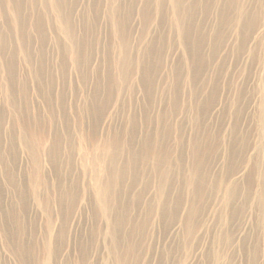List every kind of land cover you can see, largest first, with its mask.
<instances>
[{
	"label": "rangeland",
	"instance_id": "1",
	"mask_svg": "<svg viewBox=\"0 0 264 264\" xmlns=\"http://www.w3.org/2000/svg\"><path fill=\"white\" fill-rule=\"evenodd\" d=\"M130 1L121 3L114 13L130 45L121 52L106 0H69L64 15L71 18L74 34L80 38L84 35L85 43L90 41L89 49L75 65L69 50L71 41L58 31L57 16L44 11L49 10L48 3L19 0L30 18L35 11L38 30L32 33L30 28V38L22 35L30 47V65L22 56L14 31L9 41L12 48L4 49L14 55L10 68L4 71L0 65V77H5L6 84L11 77L18 105L30 113L25 122L12 115L14 109L4 101L0 88V264H114L118 255L122 257L119 251L128 248V233H132L136 247L129 255L125 251L126 264H250L249 248L256 242L258 264H264V232L254 197L260 181L264 183L259 171L264 170V146L259 149L263 141L260 118L264 114V0H240L257 10L259 26L253 31L248 27L245 33L241 26L227 28L218 43L212 31L217 14L215 10L207 12L210 14L202 25L203 6L198 2L199 10L193 13L200 15L199 22L193 30L195 39L202 37L200 49L191 42L188 46L182 44L170 0H152L150 12L154 17L149 18L150 22L140 13L146 0ZM211 1L207 0L210 6ZM212 2L214 7L216 2ZM2 6L6 9L5 4ZM124 54L131 64L122 72L118 67ZM189 54L198 63L195 67L188 60ZM194 72L199 77H194ZM35 78L42 80L43 89ZM29 121L30 137L35 132L40 140L32 139L26 145L21 128L24 131ZM111 138L120 139L133 155L129 159L123 157L126 153L118 155L119 169L125 175L120 192L112 196L111 213L106 214L99 200L102 188L98 183L103 176L108 180L102 171L105 164L109 166L108 157L113 153L96 148L104 147ZM147 139L150 144L146 145ZM192 139L203 143L201 153L207 152L204 164L197 168L190 148ZM152 150L162 154L160 160L153 159ZM201 153L198 156L203 157ZM165 158L174 168L169 179L165 178L163 195H159L160 172L155 166L167 171ZM190 173L196 178L199 174L200 183L194 182ZM236 185L243 196L234 194L229 201L226 187ZM247 187L252 196L245 199ZM117 201L121 202L118 207ZM116 214L130 215L124 227H116L118 244L112 240L109 224ZM189 226L193 228L190 232ZM245 237L249 240L247 249L242 246Z\"/></svg>",
	"mask_w": 264,
	"mask_h": 264
},
{
	"label": "bare ground",
	"instance_id": "2",
	"mask_svg": "<svg viewBox=\"0 0 264 264\" xmlns=\"http://www.w3.org/2000/svg\"><path fill=\"white\" fill-rule=\"evenodd\" d=\"M93 1V0H92ZM98 1V0H97ZM125 1L126 0H106V3H107V6H108V8H109V5H110V9H111V11H112V16H113V22H114V36L119 40V42H120V47H121V52H124V50L125 49H128L129 48V43H128V39L126 38L127 36H126V34H125V32H123V30H122V28H121V24L119 23V19L117 20V16H115L116 17V19H115V17H114V13L118 10V8L120 7V5H121V3L123 4V5H126V4H129V2H127V3H125ZM132 1V0H131ZM130 1V2H131ZM140 1V0H139ZM143 1V0H142ZM158 1H162V0H158ZM211 1V0H210ZM213 1V0H212ZM211 1V6L209 5V2H207V0H170V3H171V6H169V7H172V15L174 16V20H175V25L179 28V30H178V32L180 31V33H181V35H180V39H181V42H182V44L184 45L185 43V46L187 45L188 46V42H191V43H194L195 44V46L197 47V48H199V45L201 44V42H202V37H201V35L200 36H197L196 37V39H195V37H194V34H195V31L193 30V29H195L196 27H197V24H198V22L199 21H197L198 20V18H199V16L200 15H198V14H195V13H193V11H196L197 12V10H199L198 8L200 7V4L198 3V2H200V3H202V9H203V18H202V25L205 23V20H206V18H204V17H206L208 14H210V13H207V12H210L211 10H215V12H216V14H217V16H216V18H217V22H214V23H216V27L213 29L212 28V31H213V35H215L214 36V38H215V40H216V43H218L219 41H221L222 39H223V37H224V30L225 29H229V28H233V27H235L236 29H238V27H240V29L242 28V31H244V33L246 32V30H247V28L248 27H251L250 29L252 30V29H254V27H257V26H259V25H257L258 24V22H259V13L257 12V10L256 9H254V8H251L250 6H246V5H244L243 3H241L240 2V0H214L216 3H215V5H214V7H213V2ZM260 1V0H259ZM40 2L41 3H48V5L46 6V7H48V11L47 10H45L44 9V11L45 12H48V13H53L55 16H57V18H56V20L59 22V28H58V31L61 33V34H63L64 35V38L65 39H68V40H70L71 41V48L69 49L70 51H71V53H72V57H73V63L75 64V65H78V61H79V57H80V55H83V52L87 49H89V42H87V43H85L86 42V39H83L82 37L84 36V35H82V39L78 36V35H75L74 34V25H73V23L71 22L72 20H71V18H67L65 15L67 14L66 13V4L69 2V0H40ZM119 2H120V4H119ZM134 2V1H133ZM152 2V0H146L145 1V3H143L144 5H143V7H142V10H141V14H142V16H143V20H145L146 22H148L149 21V18L151 17V16H153L152 14H151V12H150V3ZM163 2V1H162ZM95 3V2H94ZM93 3V4H94ZM198 3V4H197ZM264 3V2H263ZM262 3V4H263ZM2 4H5V8L6 9H3V6H2ZM87 4V3H86ZM93 4H91V5H93ZM261 4V5H262ZM79 5V4H78ZM136 5V4H135ZM134 5V6H135ZM160 5V4H159ZM162 5H163V3H162ZM196 5V6H195ZM198 5H199V7H198ZM250 5V4H249ZM254 5V4H253ZM259 5V4H258ZM30 6H31V4H30ZM128 6V5H127ZM137 6H138V4H137ZM136 6V7H137ZM192 6H194V9H193V7ZM252 6V5H251ZM255 6V5H254ZM37 7V6H36ZM73 7H74V5H73ZM123 7V6H122ZM126 7V6H125ZM130 7V6H129ZM161 7V6H160ZM29 8V7H28ZM131 8V7H130ZM164 8V7H163ZM166 8V7H165ZM255 8H259V7H255ZM133 9V8H132ZM154 9V8H153ZM126 10H127V8H126ZM262 10V9H261ZM28 10L26 9V8H24V6L22 7L21 5H20V3H19V0H0V65H1V68L5 71V70H8V68H7V66L10 68V64H11V60H12V58H13V56L14 55H12L13 54V52H10V53H8V51L7 52H4V49L6 48V49H11L12 47L9 45V41H10V39H11V37H12V32L11 31H14L16 34H14V38H15V40H18V43H19V48L21 49V51H22V56H23V58L25 59V61L30 65V59H32V57H31V55H30V47H27L26 46V44H25V38H22V35H26V37H29L30 38V28H31V30H32V33H36V31L38 30V24H37V21H36V19H34V12H33V10H32V17L30 18V12H27ZM74 11V10H73ZM76 11V10H75ZM81 11V10H80ZM103 11V10H102ZM124 10H122V12H123ZM129 11V10H128ZM136 11V10H135ZM164 11L166 12V10L164 9ZM169 11H171V10H169ZM127 12V11H126ZM162 12V11H161ZM262 12V11H261ZM70 13V12H69ZM100 13V12H99ZM128 13V12H127ZM129 13H130V11H129ZM129 13H128V15H129ZM65 14V15H64ZM121 14V13H120ZM124 14H126V13H124ZM166 14V13H165ZM78 15H80V13L78 14ZM161 15H162V13H161ZM258 15V16H257ZM10 18H9V17ZM127 16V15H126ZM132 16V15H131ZM164 16V15H163ZM154 17V16H153ZM153 17H152V19H153ZM96 18V17H95ZM261 18V17H260ZM124 19V18H123ZM200 19H201V17H200ZM81 20V19H80ZM87 20V19H86ZM110 20V19H109ZM131 20V19H130ZM150 20H151V18H150ZM261 20V19H260ZM97 21V20H96ZM150 22V21H149ZM261 22H262V20H261ZM42 23V22H41ZM84 23V22H83ZM99 23V22H98ZM212 23V22H211ZM86 24V23H85ZM108 24H109V22H108ZM111 24V23H110ZM132 24V23H131ZM89 25V24H88ZM112 25V24H111ZM8 26H10V28L8 27ZM99 26V25H98ZM172 26H173V24H172ZM207 26V25H206ZM208 26H209V24H208ZM260 26H261V24H260ZM87 27V26H86ZM128 27V26H127ZM97 28V27H96ZM111 28V27H110ZM173 28V27H172ZM198 28H199V26H198ZM197 28V29H198ZM86 29V28H85ZM90 29V28H89ZM94 29V28H93ZM130 29V28H129ZM144 29V28H143ZM165 29V28H164ZM193 30V31H192ZM233 30V29H232ZM250 30V31H251ZM83 31V30H82ZM94 31V30H93ZM205 31V30H204ZM253 31V30H252ZM90 32V31H89ZM146 32V31H145ZM188 32V33H187ZM202 32V31H201ZM228 32V31H227ZM249 32V31H248ZM111 33V32H110ZM158 33V32H157ZM163 33V32H162ZM87 34H88V32H87ZM206 34H207V31H206ZM226 34V33H225ZM230 34V33H229ZM252 34V33H251ZM251 34H250V36H251ZM255 34V33H254ZM93 35V34H92ZM133 35H134V33H133ZM132 35V36H133ZM166 35V34H165ZM231 35V34H230ZM230 35H229V37H230ZM242 35H243V33H242ZM90 36V35H89ZM145 36V35H144ZM143 36V37H144ZM173 36V35H172ZM156 37H158V36H156ZM167 37V36H166ZM204 37V36H203ZM206 37H207V35H206ZM241 37V36H240ZM242 37H244V35L242 36ZM253 37V36H252ZM155 38V37H154ZM162 38V37H161ZM213 38V37H212ZM228 38V37H227ZM246 38V37H245ZM261 38V37H260ZM48 39H49V37H48ZM53 39V38H52ZM132 39V38H131ZM138 39V38H137ZM157 39H159V38H157ZM157 39H153V40H157ZM240 39V38H239ZM247 39V38H246ZM30 40V39H29ZM43 40V39H42ZM87 40H89V39H87ZM98 40V39H97ZM173 40V39H172ZM248 40V39H247ZM255 40V39H254ZM101 41V40H100ZM177 41V40H176ZM34 42V41H33ZM60 42V41H59ZM98 42V41H97ZM145 42V41H144ZM154 42V41H153ZM211 42V41H210ZM233 42V41H232ZM250 42V41H249ZM177 43H178V41H177ZM205 43V42H204ZM208 43V42H207ZM225 43H227V42H225ZM240 43H242V42H240ZM245 43V42H244ZM47 44V43H46ZM96 44V43H95ZM140 44V43H139ZM199 44V45H198ZM16 45V44H15ZM14 45V46H15ZM35 45V44H34ZM168 45V44H167ZM189 45H190V43H189ZM226 45V44H225ZM112 46V45H111ZM146 46V45H145ZM169 46V45H168ZM201 46H203V45H201ZM245 46V45H244ZM85 47V48H84ZM196 47H194V48H196ZM206 47V46H205ZM208 47V46H207ZM223 47V46H222ZM241 47H243V45L241 46ZM248 47V46H247ZM93 48V47H92ZM143 48V47H142ZM149 48H151V47H149ZM161 48V47H160ZM185 48V47H184ZM190 47H188V50H189V52H191L190 51V49H189ZM196 48V49H197ZM215 48V47H214ZM232 48V47H231ZM237 48V47H236ZM240 48V47H239ZM108 49V48H107ZM112 49V48H111ZM130 49V48H129ZM152 49V48H151ZM154 49V48H153ZM159 49V48H158ZM168 49V48H167ZM200 49V48H199ZM235 49V48H234ZM241 49V48H240ZM243 49H244V47H243ZM248 49V48H247ZM36 50V49H35ZM39 50H41V49H39ZM92 50V49H91ZM102 50V49H101ZM139 50V49H138ZM148 50H150V49H148ZM161 50V49H160ZM185 50V49H184ZM187 50V51H188ZM192 50V49H191ZM195 50V49H194ZM205 50V49H204ZM62 51H63V49H62ZM61 51V52H62ZM109 51V50H108ZM207 51V50H206ZM214 51V50H213ZM217 51V50H216ZM239 51V50H238ZM245 51V50H244ZM40 52V51H39ZM129 52H130V50H129ZM148 51H147V49H145V53H147ZM154 52V51H153ZM204 52V51H203ZM208 52V51H207ZM240 52H241V50H240ZM202 53V52H201ZM201 53H200V55H201ZM86 54H88L87 52H86ZM127 54V53H126ZM126 54H124L123 56H121L120 58H119V64L121 65V66H119L118 67V71H122L123 72V70H125L127 67H129L130 66V60H129V58H128V56L126 55ZM148 54V53H147ZM154 54V53H153ZM166 54V53H165ZM194 54V53H193ZM207 54V53H206ZM214 54V53H213ZM63 55V54H62ZM65 55V54H64ZM101 55V54H100ZM144 55V54H143ZM195 55V54H194ZM193 55V56H194ZM223 55V54H222ZM148 56H149V54H148ZM156 56V55H155ZM189 56H190V54H189ZM211 56V55H210ZM215 56V55H214ZM228 56H229V54H228ZM82 57V56H81ZM88 57V56H87ZM87 57H85V58H87ZM144 57V56H143ZM147 58V57H146ZM157 58V57H156ZM190 59H188L189 60V62H190V64L193 66V67H195V63L196 64H198L195 60H193V57L192 56H190L189 57ZM212 58V57H211ZM223 58H225V57H223ZM130 59H131V57H130ZM151 59V58H150ZM155 59V58H154ZM208 58H206V60H207ZM214 59V58H213ZM16 60V59H15ZM65 60V59H64ZM86 60V59H85ZM88 60H90V59H88ZM148 60V59H147ZM169 61V60H168ZM204 61H205V59H204ZM213 61V60H212ZM132 62V61H131ZM162 62V61H161ZM211 62V61H210ZM224 62V61H223ZM13 63H14V61H13ZM18 63V62H17ZM43 63V62H42ZM137 63V62H136ZM139 63V62H138ZM208 63V62H207ZM213 63V62H212ZM20 64V63H19ZM44 64V63H43ZM146 64V63H145ZM144 63H143V66L145 67L146 65H145ZM42 65V64H41ZM155 65V64H154ZM158 65V64H157ZM213 65V64H212ZM150 66V65H149ZM156 66V65H155ZM189 66V65H188ZM197 66V65H196ZM40 67V66H39ZM80 67V66H79ZM143 67V68H144ZM148 67V66H147ZM45 68H46V66H45ZM59 68V67H58ZM57 68V69H58ZM161 68V67H160ZM199 68V67H198ZM204 68V67H203ZM17 69V68H16ZM130 69V68H129ZM149 69V68H148ZM162 69V68H161ZM38 70V69H37ZM39 70H41L42 72H43V70L40 68ZM77 70H79V69H77ZM200 70V69H199ZM10 71H11V69H10ZM46 71V70H45ZM80 71V70H79ZM84 71V70H83ZM86 71V70H85ZM175 71V70H174ZM194 71H197V70H194ZM11 72H13V70L11 71ZM17 72V71H16ZM60 72V71H59ZM65 72V71H64ZM127 72V71H126ZM157 72V71H156ZM199 72V71H198ZM82 73V72H81ZM180 73V72H179ZM192 73V72H191ZM174 74V73H173ZM193 74H195V76L194 77H199V76H197L198 74H196L195 72L193 73ZM205 74V73H204ZM129 74H127V76H128ZM210 75V74H209ZM46 76V75H45ZM123 76V75H122ZM125 76V75H124ZM123 76V77H124ZM179 76V75H178ZM47 77H50V76H47ZM263 77H264V75H263ZM11 77H9V81H10V83L8 82L7 84H6V82L4 81L5 80V77H0V88L2 89V94H3V99H4V101L7 103V105L9 106V107H12L13 109H14V112L12 113V115H15V116H19L20 117V119L22 120V122H25V119L26 118H29L30 119V113L29 112H25V110H22V108H21V106H19L18 105V101H17V99H16V97H15V94H14V91H12L13 90V88H15V87H11V85H13V84H11V79H10ZM146 78V77H145ZM171 78V77H170ZM169 78V79H170ZM203 78V77H202ZM85 79V78H84ZM127 79V78H126ZM141 79V78H140ZM179 79V78H178ZM204 79V78H203ZM2 80V81H1ZM35 80H36V82H37V84L43 89V83H42V80H40L39 78H35ZM53 80V79H52ZM202 80V79H201ZM207 80H209V79H207ZM49 81V80H48ZM117 81V80H116ZM147 81V80H146ZM215 81V80H214ZM110 82V81H109ZM140 82V81H139ZM206 82H208V81H206ZM217 82V81H216ZM63 83H65V81L63 82ZM147 83V82H146ZM169 83V82H168ZM220 83H222V82H220ZM11 84V85H10ZM193 84V83H192ZM208 84V83H207ZM217 84V83H216ZM148 85V84H147ZM169 86V85H168ZM177 86V85H176ZM203 86V85H202ZM51 87V86H50ZM49 87V88H50ZM263 87V86H262ZM45 88V87H44ZM144 88V87H143ZM177 88V87H176ZM176 88H174V89H176ZM209 88V87H208ZM51 89V88H50ZM212 89V88H211ZM123 90V89H122ZM209 90V89H208ZM27 91V90H26ZM29 91V90H28ZM49 91H51V90H49ZM128 91V90H127ZM43 92V91H42ZM76 92V91H75ZM111 92V91H110ZM155 92V91H154ZM116 93V92H115ZM212 93V92H211ZM256 93V92H255ZM27 94V93H26ZM42 94H44V93H42ZM148 94V93H147ZM196 94H199V93H196ZM46 95V94H45ZM50 95V94H49ZM227 95V94H226ZM22 96V95H21ZM44 96V95H43ZM148 96V95H147ZM213 95H211V97H212ZM195 97H199V96H195ZM21 98V97H20ZM96 98V97H95ZM175 98V97H174ZM209 98V97H208ZM178 99H179V97H178ZM2 100V99H1ZM22 100H24V103L25 102H27V99H26V96H22ZM199 100H200V98H199ZM198 99H196V105H198V101H199ZM214 100V99H213ZM258 100V99H257ZM114 101V100H113ZM229 101V100H228ZM95 102V101H94ZM99 102V101H98ZM171 102V101H170ZM194 103V102H193ZM201 103V102H200ZM28 104V103H27ZM185 104V103H184ZM213 104V103H212ZM211 105V104H210ZM28 106V105H27ZM61 106V105H60ZM97 106V105H96ZM158 106V105H157ZM168 107V106H167ZM171 107V106H170ZM176 107V106H175ZM194 107V106H193ZM244 107V106H243ZM261 107L263 108V110H264V99L262 100V102H261ZM177 108V107H176ZM225 108V107H224ZM245 108V107H244ZM28 109V108H27ZM56 109V108H55ZM142 109V108H141ZM180 109V108H179ZM6 110V109H5ZM198 110V109H197ZM196 110V111H197ZM200 110H201V108H200ZM149 111V110H148ZM163 111V110H162ZM202 111V110H201ZM17 112V113H16ZM93 112V111H92ZM200 112V111H199ZM198 112V113H199ZM76 113H77V111H76ZM190 113V112H189ZM198 113H196V116H197V119H198V117H199V115H198ZM223 113V112H222ZM65 116V115H64ZM100 116V115H99ZM174 116V115H173ZM261 116V115H260ZM189 117V116H188ZM187 117V118H188ZM251 118V117H250ZM163 119H165V118H163ZM154 120V119H153ZM199 120V119H198ZM260 120H261V122H260V135H261V137H262V140L263 141H261L262 143H260L259 144V149L261 148V145H263L264 146V114L261 116V118H260ZM0 121H2V117H1V115H0ZM155 121V120H154ZM169 121V120H168ZM182 122V121H181ZM29 123H30V121L28 122V123H26L25 124V127H24V131H23V129L21 128V132L23 133L24 132V134H25V140H24V142L26 143V145H30V144H28V143H30V141L32 140V139H34V140H37V139H39L38 138V134L37 133H33L34 135L33 136H31L30 137V126H29ZM158 123H159V121H158ZM212 124V123H211ZM174 125V124H173ZM181 125H183V124H181ZM199 125V124H198ZM169 126V125H168ZM98 127V126H97ZM164 127H165V125H164ZM154 128V127H153ZM69 129V128H68ZM184 129V128H183ZM117 130V129H116ZM163 130V129H162ZM34 131V130H33ZM155 131V130H154ZM175 131V130H174ZM173 131V132H174ZM11 132V131H10ZM237 132V131H236ZM120 133V132H119ZM171 133V132H170ZM220 133V132H219ZM80 134V133H79ZM78 134V135H79ZM151 134V133H150ZM232 134V133H231ZM153 135V134H152ZM157 135V134H156ZM196 135V134H195ZM235 135V134H234ZM80 136V135H79ZM151 136V135H150ZM180 136V135H179ZM2 137V136H1ZM13 137V136H12ZM83 137H84V135H83ZM164 137V136H163ZM210 137V136H209ZM85 138V137H84ZM151 138V137H150ZM159 138V137H158ZM160 138H162V137H160ZM66 139H67V137H66ZM169 138L167 137V140H168ZM179 139L181 140V137H179ZM16 140V139H15ZM40 140V139H39ZM68 140V139H67ZM87 140V139H86ZM152 140V139H151ZM188 140V139H187ZM193 140V139H192ZM191 140V141H192ZM201 140H203V139H201ZM213 140H214V138H213ZM10 141H12V139L10 140ZM115 141V144H113V143H111V142H114ZM114 141L112 140V138L111 139H107L106 140V142H105V144L103 145L104 147H102V148H100V147H98V148H96L97 150L98 149H102L105 153H107V154H112V155H110L109 157H108V161H109V166H107V164H105L104 166L105 167H103V171L102 172H104V173H106L105 174V176H107L108 177V180H105V179H103L104 178V176L102 177V178H100L99 179V185H100V187L102 188L101 190H100V193H99V200H100V202H101V207H102V210H103V212H105L106 214H109V213H111V211L110 210H112V206H113V203H112V196L114 195V194H118V192H120V181L122 182V180H123V177H124V173H123V171H121L119 168H120V166H118V155H122V154H124V153H126V155L124 154L123 155V157H125L126 156V158L127 159H129V157H130V154H131V152H133L132 150H130V148H128V147H124L125 146V144H123L122 143V141H120V139H115L114 138ZM135 141V140H134ZM147 141L148 142H146V145H147V143L148 144H150L149 143V141L150 140H148L147 139ZM169 141V140H168ZM86 141H83V145H84V143H85ZM137 142V141H136ZM178 142V141H177ZM219 142V141H218ZM55 143H57V142H55ZM72 143V142H71ZM130 143V142H129ZM209 143V142H208ZM4 144V143H3ZM82 144V143H81ZM87 144V143H86ZM112 144V145H111ZM203 143L202 142H200L199 141V139L198 140H196V139H194L193 140V147H190V148H192V156H194V163H195V167L197 168V167H200L201 165H202V161L204 160V156H205V154L207 153V152H200L199 151V147L202 145ZM215 144V143H214ZM248 144V143H247ZM71 145V144H70ZM82 145V146H83ZM91 145H93V146H95L93 143H91ZM135 146H136V144H134ZM133 145V146H134ZM132 146V147H133ZM134 146V147H135ZM171 146V145H170ZM233 146V145H232ZM1 147V146H0ZM133 147V148H134ZM153 147H154V143H153ZM152 147V148H153ZM185 147V146H184ZM69 148V147H68ZM89 148V147H88ZM138 148H140V147H138ZM137 148V149H138ZM212 149V148H211ZM50 150V149H49ZM58 150V149H57ZM121 150V152H119ZM180 150V149H179ZM258 150V149H257ZM48 151V150H47ZM143 151H144V149H143ZM170 151H171V149H170ZM1 152V151H0ZM55 152V151H54ZM152 152V157H153V159H156V161L157 160H160V158H161V156H162V154H161V156H160V154H159V152L158 153H156L155 154V150L153 151H151ZM199 153H201L202 155H203V157H201L200 155L198 156V154ZM83 154H86V152L85 153H83ZM172 154V153H171ZM235 154V153H234ZM1 155V154H0ZM131 155H133V153L131 154ZM232 155V154H231ZM174 156V155H173ZM181 156V155H180ZM121 157V156H120ZM170 157V156H169ZM178 157V156H177ZM37 158V156L35 157V158H33L34 160ZM132 158V157H131ZM130 158V159H131ZM183 158H184V156H183ZM206 158V157H205ZM124 159V158H123ZM166 159V158H165ZM176 160H177V158H175ZM203 159V160H202ZM207 159V158H206ZM3 160V159H2ZM151 159H148L147 161H150ZM192 160V161H193ZM137 161V160H136ZM153 161H155V160H153ZM183 161H184V159H183ZM182 161V162H183ZM186 161V160H185ZM138 162V161H137ZM179 162V161H178ZM134 163V162H133ZM166 163H167V171H164V170H162L161 169V166H159V165H157V166H155V164H154V166L158 169V171L160 172V175H159V185H158V194L159 195H163V184H164V181H165V178L167 177V179H169V177H170V175L171 174H173V166H172V164H171V160L169 159V160H167L166 159ZM13 164V163H12ZM129 164V163H128ZM139 164V163H138ZM204 164V163H203ZM149 165V164H148ZM177 165V164H176ZM186 165V164H185ZM207 165V164H206ZM134 166V165H133ZM178 166V165H177ZM188 166H189V163H188ZM141 167V166H140ZM137 168H139L138 166H137ZM143 168V167H142ZM165 167H164V169H166ZM207 168V167H206ZM148 169V168H147ZM131 170V169H130ZM140 170V169H139ZM175 170V169H174ZM189 170V169H188ZM187 170V171H188ZM191 170V169H190ZM201 170V169H200ZM128 171V170H127ZM141 171V170H140ZM146 171V170H145ZM194 171H196V170H194ZM208 171V170H207ZM260 171V173H261V177H264L263 176V173H264V170H262V169H260L259 170ZM139 172V171H138ZM138 172H137V174H138ZM188 172H191V171H188ZM200 172V171H199ZM125 173H127V172H125ZM149 173V172H148ZM197 173V172H196ZM150 174V173H149ZM148 174V175H149ZM191 174V176L190 177H192L193 178V180H194V182H197V180H199L198 179V177H199V174H198V176H197V178H196V176H195V174L194 173H190ZM204 174V173H203ZM202 174V175H203ZM259 174V173H258ZM10 176V175H9ZM195 176V177H194ZM142 177V176H141ZM247 177V176H246ZM252 177V176H251ZM143 178V177H142ZM156 178V177H155ZM254 178V177H253ZM191 179V178H190ZM173 180V179H172ZM248 180H249V184L251 183V179H250V177L248 178ZM132 181H134V180H132ZM135 182V181H134ZM140 182V181H139ZM177 182V181H176ZM184 182V181H183ZM188 182V181H187ZM234 182V181H233ZM144 183V182H143ZM175 183V182H174ZM191 183V182H190ZM199 183H200V180H199ZM237 183V182H236ZM33 185H34V182L32 183ZM78 184V183H77ZM188 184V183H187ZM234 184V183H233ZM260 190L256 193V195L254 196L255 198H256V202H257V206L260 208V217H261V221H260V227L262 228V230H263V232H264V183H263V181H260ZM258 184V185H259ZM131 185H133V184H131ZM145 185V184H144ZM200 185V184H199ZM167 187V186H166ZM200 187H201V185H200ZM171 188V187H170ZM194 188V187H193ZM199 188V187H198ZM73 189V188H72ZM169 189V188H168ZM195 189H196V187H195ZM241 188H239V186L238 185H236V186H232V187H230V186H228V187H226V195H225V197L226 198H228L229 199V201H230V199H232V196L235 194V195H237L238 193H241V190H240ZM66 190V189H65ZM171 190V189H170ZM197 190V189H196ZM71 191V190H70ZM228 191V192H227ZM139 192V191H138ZM137 192V193H138ZM140 192H141V190H140ZM157 192V191H156ZM164 192H166L165 190H164ZM175 192H176V190H175ZM71 193V192H70ZM134 193V192H133ZM137 193H135V194H137ZM193 193V192H192ZM243 193V192H242ZM241 193V195L243 196V194ZM65 194V193H64ZM157 194V193H156ZM177 194V193H176ZM194 194V193H193ZM165 195V194H164ZM234 195V196H235ZM71 196H73V195H71ZM76 196V195H75ZM117 196V195H116ZM132 196V195H131ZM171 196V195H170ZM176 196V195H175ZM190 196V195H189ZM192 196V195H191ZM244 196H245V199L246 198H250L252 195H251V193H250V187H247V191L245 190L244 191ZM115 197V196H114ZM157 196H155V198H156ZM68 198V197H67ZM117 198H118V196H117ZM165 198V197H164ZM154 199V198H153ZM131 200V199H130ZM129 200V201H130ZM137 200V199H136ZM157 200H158V202H160V201H162V200H160V198L158 199V197H157ZM177 200V199H176ZM189 200V199H188ZM193 200V199H192ZM63 201V200H62ZM139 201V200H138ZM173 201V200H172ZM248 201V200H247ZM67 202V201H66ZM75 202V201H74ZM131 203L133 202V201H130ZM134 202H135V200H134ZM133 202V203H134ZM152 202V201H151ZM167 201H165V203H166ZM176 202H178V201H176ZM175 202V203H176ZM121 202H119V201H117V205H116V207H118L119 206V204H120ZM137 203H139V202H137ZM148 203V202H147ZM146 203V205H149L150 206V204H147ZM193 203V202H192ZM63 204V203H62ZM66 204V203H65ZM70 204V203H69ZM122 204H124V203H122ZM121 204V205H122ZM128 204H130V203H128ZM199 204V203H198ZM197 204V205H198ZM67 205V204H66ZM115 205V204H114ZM166 205V204H165ZM172 205V204H171ZM180 205V204H179ZM178 205V206H179ZM200 205V204H199ZM72 206V205H71ZM154 206V205H153ZM156 206V205H155ZM192 206V205H191ZM121 207H124V206H121ZM135 207V206H134ZM145 207V206H144ZM165 207V206H164ZM173 207V206H172ZM160 208V207H159ZM163 208V207H162ZM171 207H169V209H170ZM124 209V208H123ZM166 209V208H165ZM116 210H117V208H116ZM134 210V209H133ZM168 210V209H167ZM198 209H195V211H197ZM119 211H121V210H119ZM122 211H124V210H122ZM128 211V210H127ZM193 211H194V209H193ZM144 212V211H143ZM160 212V211H159ZM169 212V211H168ZM167 212V213H168ZM171 212V211H170ZM175 212V211H174ZM173 212V213H174ZM127 213V212H126ZM130 213V212H129ZM195 213V212H194ZM128 214V213H127ZM166 214V213H165ZM171 214V213H170ZM201 214V213H200ZM5 215V214H4ZM114 215V217H115V213L113 214ZM172 215V214H171ZM193 215V214H192ZM127 216H130V215H118V214H116V219H109L110 220V222H109V224H111V227H112V240L113 241H115L117 244H118V241H119V238L118 237H116V235H117V232H116V227H118V229H119V226H122V227H124L125 225H126V223H127V220H128V217ZM194 216V215H193ZM109 217H111V215L109 216ZM170 217V216H169ZM199 217V216H198ZM8 218V217H7ZM167 218V217H166ZM188 218H189V216L187 215V221H188ZM197 218V217H196ZM6 219V218H5ZM171 219V218H170ZM174 220V219H173ZM114 221L116 222V223H114ZM129 221H130V219H129ZM133 221V220H132ZM170 221V220H169ZM51 222V221H50ZM199 222V221H198ZM193 224V223H192ZM28 225V224H27ZM50 225V224H49ZM157 225V224H156ZM192 226V225H191ZM191 226H189L188 227V230H189V232H190V228H192ZM14 227V226H13ZM143 227V226H142ZM193 229V228H192ZM110 232V231H109ZM125 232V231H124ZM126 233V232H125ZM166 233V232H165ZM131 234L132 233H128V235H127V237L129 238V240H128V248H127V250H126V247L123 249V250H121V251H119V252H121V256L122 257H119V255H118V259L116 260V261H113L114 262V264H126V259H127V257H125V251H127V254L129 255L130 253H133V251H134V249H135V247H136V245L134 244V242H133V236H131ZM137 234V233H136ZM110 235V234H109ZM125 235V234H124ZM123 237V236H122ZM135 239H137V238H135ZM248 238H246L245 237V240L242 242V246H244L245 247V249H247V244H248V242H249V240H247ZM250 239V238H249ZM259 240H261V239H259ZM124 241V240H123ZM263 241H264V238H263ZM112 242V241H111ZM252 242H254V241H252ZM114 243V242H113ZM255 243V242H254ZM260 243H262V242H260ZM250 244H251V242H250ZM122 245H123V243H122ZM262 246V245H261ZM260 246V247H261ZM14 247V246H13ZM243 247V248H244ZM34 248V247H33ZM121 248V247H120ZM113 249V248H112ZM141 249H143V248H141ZM250 255H251V261H250V264H258V253H259V246H258V243L256 242V244H251L250 245ZM53 250V249H52ZM143 251V250H142ZM53 252V251H52ZM51 252V253H52ZM35 253V252H34ZM116 253V252H115ZM21 254V253H20ZM24 254V253H23ZM91 254V253H90ZM112 254V253H111ZM169 254V253H168ZM27 255V254H26ZM29 255V254H28ZM133 256V255H132ZM247 257H248V254L246 255ZM30 257V256H29ZM28 257V258H29ZM123 257H125V258H123ZM18 258V257H17ZM115 258V257H114ZM231 258V257H230ZM19 259H21V257L19 258ZM26 259V258H25ZM90 259V258H89ZM260 259V258H259ZM52 260V259H51ZM137 261V260H136ZM31 262V261H30ZM133 262V261H132ZM131 262V263H132ZM25 263V262H24ZM28 263V262H27ZM247 263V262H246ZM245 263V264H246ZM30 264V263H29ZM33 264V263H32ZM91 264V263H90ZM127 264H129V263H127ZM161 264V263H160ZM244 264V263H243Z\"/></svg>",
	"mask_w": 264,
	"mask_h": 264
}]
</instances>
